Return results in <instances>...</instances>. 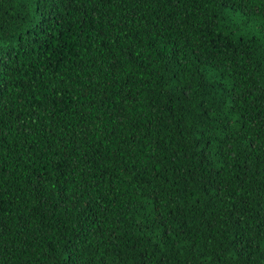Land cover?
<instances>
[{"label":"trees","instance_id":"obj_1","mask_svg":"<svg viewBox=\"0 0 264 264\" xmlns=\"http://www.w3.org/2000/svg\"><path fill=\"white\" fill-rule=\"evenodd\" d=\"M0 56V264H264V0H0Z\"/></svg>","mask_w":264,"mask_h":264},{"label":"snow or ice","instance_id":"obj_2","mask_svg":"<svg viewBox=\"0 0 264 264\" xmlns=\"http://www.w3.org/2000/svg\"><path fill=\"white\" fill-rule=\"evenodd\" d=\"M62 2L70 3V2H74V0H62ZM6 63L7 61H5L4 57L0 56V73H3L4 71H6V68H5ZM185 95H187V93H185ZM229 139H231V135H229ZM197 140L199 141V143L195 145L196 147H199L200 145L205 143V140L200 139L199 137H197ZM207 143H208V149L202 150L204 152V159H207L210 155H212V152H211L212 138H208ZM252 148L254 149V146H252ZM220 154H223V149H220ZM211 180L214 182L215 177H212ZM208 187L211 189L212 183H209ZM153 227L160 229V232L157 235V244H156L157 247H167L168 245L166 242H168L169 240L176 241L177 243H179L180 235L181 233L184 232L183 227H180L174 234L171 228H169L168 231L166 232L164 223L162 222L160 218L158 209H157V215L154 218ZM160 264H169V262L166 257H162Z\"/></svg>","mask_w":264,"mask_h":264}]
</instances>
